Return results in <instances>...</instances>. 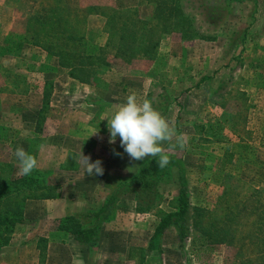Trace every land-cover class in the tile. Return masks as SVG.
Wrapping results in <instances>:
<instances>
[{
	"label": "rangeland",
	"instance_id": "1",
	"mask_svg": "<svg viewBox=\"0 0 264 264\" xmlns=\"http://www.w3.org/2000/svg\"><path fill=\"white\" fill-rule=\"evenodd\" d=\"M43 1L34 2L48 7L53 4L50 0ZM214 1L217 4L222 2ZM257 3V9L253 2L240 5L239 13L232 18L237 28H242L246 21L253 20V23L249 38L242 47L243 69L234 72L224 96L214 98L219 102L217 105L211 99L213 88L221 76L225 78L229 59L240 49L223 39L204 42L194 38L182 39L177 33H172L161 41L153 60L137 56L127 64L109 57L111 71L103 76L106 83L122 80L119 85L124 83L131 86L132 90H125L129 94L135 92L140 102L148 99L153 105L163 103L156 99L160 92L166 93L168 100L173 102L165 118L178 133L184 134L188 143L183 150L168 143L163 146L168 152L178 149L183 152L193 205L210 212V216L205 219L207 223L222 219L229 205L233 214L231 216L234 217L232 231L236 236L235 241L230 245H220L212 255L211 264H239L240 261L249 260L248 264L259 262L252 243L256 240H243L248 233L256 231L257 228L254 229L253 225L264 205V0H257ZM54 5L59 6L61 15L71 26L75 18L72 16V7L78 8V16L84 21L85 28H82L87 38L90 42L98 43H103L106 39L104 14L111 11H132L139 19L145 20L151 18L154 10V6L146 0H61L58 6ZM92 6L99 7L98 10H104V13H88L87 8ZM40 8L36 6V9ZM29 12L21 2L0 0V179L21 176L17 172L15 151L18 147H23L38 159V167L31 174H39V189L24 192L32 197L48 193L56 195L58 192L44 184L51 187L55 166L66 159L62 154L66 153L70 143L65 137L49 140L46 137L54 132L66 134L69 128L71 134L66 137H72V99L89 95L90 88L74 83L68 70L60 68L56 59L22 40ZM149 70L153 74L151 79L148 77ZM202 76H208L209 79L197 86ZM138 81H143V84H136ZM116 86L110 89L113 91L110 97L117 98V92L123 95L122 90ZM91 97L94 98V94L91 93ZM51 103L53 106L50 108ZM174 103L180 104L179 113ZM78 107L81 111L85 110L83 106ZM36 117L40 121L41 134L33 130ZM215 122L222 124V133L226 137L223 142L212 139ZM82 128L85 125L80 126L77 132L81 133L79 130ZM47 141L48 145L45 144ZM138 162L124 153L118 161L114 160L110 164L108 171L121 175L129 172ZM58 179L63 180V177L58 176ZM100 189L101 194L97 200L103 194L102 186ZM173 193L172 188L164 191V199L153 217H132L129 221L118 220L119 224L112 221L106 226L104 231L108 236L103 239L102 251L108 248V252H111L113 246L117 248L110 254L114 259L107 264H122V248H126L131 241L132 244L142 246L147 243L158 216L172 209ZM70 196L65 200L72 199V194ZM219 197L222 198L221 201ZM124 199L123 208L126 212L132 198L127 196ZM227 199L229 205L226 204ZM33 200L37 199L25 201L24 217L25 214L30 215L35 223L39 210L36 212L31 207ZM68 207L70 203L66 205ZM62 208L59 215L63 217L65 209L64 206ZM121 209L122 207L119 208L120 212L123 211ZM40 210L42 212L43 208L40 207ZM69 212L72 213V207ZM46 226L52 227L50 223ZM19 240L16 239L13 243H18ZM205 244L207 240L193 232L181 254L177 249L174 233L169 232L163 240V261L160 263L150 258L146 264H198L188 254L187 248ZM11 249L9 245L0 252V264H15L14 261L20 259L11 257L14 256ZM240 251L243 260L236 258ZM99 254L100 252L95 256L98 257Z\"/></svg>",
	"mask_w": 264,
	"mask_h": 264
},
{
	"label": "trees",
	"instance_id": "2",
	"mask_svg": "<svg viewBox=\"0 0 264 264\" xmlns=\"http://www.w3.org/2000/svg\"><path fill=\"white\" fill-rule=\"evenodd\" d=\"M16 1L23 3L30 11L22 40L56 59L60 68L68 70L71 79L98 88L103 87L104 74L111 71L109 57L127 64L137 56L153 60L161 41L172 33H177L182 39L194 38L204 42L223 39L233 47H240L237 54L229 59L225 78L221 76L216 81L211 95L214 105L219 104L214 98L226 93L227 84L232 82L234 72L243 69L241 56L244 48L242 47L249 38L253 23V20L246 21L242 28H237L232 18L239 13V6L246 2H253L255 8L258 7L257 0H222L219 4L213 0H146L154 6L150 19H139L134 12L128 10V12L111 11L104 14L106 39L103 43H98L90 42L87 38L82 28L84 21L78 16L80 15L78 8L72 7V16L75 18L71 26L58 9L61 0H50L53 3L49 4L50 8L40 2L35 3L36 0ZM36 6L41 7L40 10L36 9ZM98 9L99 7L96 6L88 7L87 12L104 13V10ZM208 79V76H202L196 85L200 86ZM168 98L166 93L160 92L156 95V99H160L163 103L153 105L164 117L173 103ZM222 128L220 122H215L212 132V139L215 142H223L226 139ZM108 138H110L109 131ZM115 144L118 151L124 150L120 146L119 137ZM169 153L171 163L163 169H159L156 158L149 157L140 160L129 172L121 175L106 172L101 178L103 194L97 202L87 209L81 208L66 216L60 221L58 229L69 233L73 241L80 246L98 247L104 238V229L114 219L116 207L122 199L131 196L136 214H151L160 207L164 199V191L172 188L174 189L172 209L158 216L152 234L146 245L138 250V255L152 257L161 263L164 236L169 232L174 233L177 249L183 254L190 234L194 232L199 237L205 238L207 244L188 247V254L198 264H211L212 255L217 248L220 245L232 244L236 238L232 231L234 217L231 216L233 214L229 207V199L226 201L229 205L228 209L222 219L211 223L205 222L210 212L192 203L183 152L178 149ZM38 182V173L0 179V252L9 246L16 231L29 224L24 217L25 201L30 198L49 199L54 196L50 193L32 197L24 194L25 191L35 192L39 189ZM221 199L219 197L220 201ZM260 211L261 214H258V220L253 225L254 229L257 228L256 231L243 237L244 241L256 240L252 242L254 252L257 254L256 259L259 261L256 264H264V235H262L264 205ZM45 244L44 240L38 241L41 250L40 259L44 256ZM236 258L243 260L241 251ZM249 262L250 260L240 261L239 264Z\"/></svg>",
	"mask_w": 264,
	"mask_h": 264
},
{
	"label": "crops",
	"instance_id": "3",
	"mask_svg": "<svg viewBox=\"0 0 264 264\" xmlns=\"http://www.w3.org/2000/svg\"><path fill=\"white\" fill-rule=\"evenodd\" d=\"M150 71L151 70L148 71L149 78L153 75H151ZM103 79L107 82L105 78ZM121 81L122 80H118L116 82L114 81V83L104 82L102 88L79 83L82 86H89L90 93L89 95L85 94V96H81V98L72 99V137H66L71 134L69 133L70 128L66 134L61 135L54 132L51 133L48 138L46 137V140L65 137V140H67L70 144L67 145L68 149L66 150V153L62 154L63 157L66 158L64 162H60L58 166H55L56 168L53 171L55 174L51 187L50 185L45 184L46 187L56 189L58 192H56V195L50 197L49 199L33 200L31 207L34 208L36 212L39 210L38 214L42 215H38L36 218L37 223H34L33 218H30V215L25 214V219L29 221V224L20 228L12 236V241L9 245L12 247L10 252L14 256L11 257H13V259L20 258L19 260L14 261L15 264H107L114 259L110 254L117 250L116 247L113 246L111 252H108V248H105V250L102 251L101 246L103 247V245L95 248L80 246L73 241L72 236L69 233L59 230L58 226L60 221L66 216L73 214L78 209H87L89 206L97 202V197L101 194L100 187L102 176L106 172H109L108 169L110 164L114 160L118 161L122 154L125 153L124 150L118 151L116 149V144L109 143L107 126L108 121L106 119L111 118L118 110L119 106L126 102V95L129 94L128 91L132 90V87L128 86V84L124 85L123 83L119 85L118 83ZM73 82L76 83L77 81L73 80ZM136 84H143V81H138ZM113 86H116L117 89L120 88L123 95H119V92H117V98L110 97L111 92H113L110 89H114ZM126 88H128V91L125 90ZM91 93L94 94V98L91 97ZM117 99L122 101L119 102ZM49 105L50 108L53 106L52 103ZM174 105L178 109L177 112L179 113L181 111L180 104L174 103ZM78 106H83L86 111H81V108ZM82 113L83 116L81 115ZM34 121L33 130L37 132V134H41L39 125L40 121L37 117ZM84 125L85 128L80 129L81 131L79 130V132L81 133H78L77 131L79 127ZM45 144L48 145V141L45 142ZM114 149L115 151L121 153V155H114ZM82 153L85 156H90L92 162H95L98 159L102 161V166L104 168L103 175H89L83 163L76 162L77 159L82 156ZM54 165H52V167ZM58 176L60 178L63 177V180L58 179ZM71 194L72 199L69 198L70 200H65L68 197H71ZM123 200L125 199H122V201L117 205L116 214L112 221L119 224L118 220H121V222L129 221L132 217H135V219L147 215H150L149 217H153L154 213L143 215L136 214L134 211L133 199L130 200V207H126L125 212L123 208ZM69 203L70 207L66 208V205ZM62 206H64L65 209L63 217L62 215H59L61 213L60 209H63ZM40 207L43 208L42 212ZM71 207L72 213L69 212ZM120 207L123 209L121 212L119 211ZM50 210L52 212H50ZM49 223L52 227L46 226ZM106 235V231H104V238H106ZM16 239H20L19 242L13 243ZM40 239L44 240L46 243L42 259H40V244L38 246V241ZM141 247H143L142 244H132L131 241L126 248H122V250H124V257L121 259L122 264H146V261L152 257H140V255H138V250ZM99 252L100 254L96 257L95 255ZM10 262L13 261L11 260Z\"/></svg>",
	"mask_w": 264,
	"mask_h": 264
},
{
	"label": "clouds",
	"instance_id": "4",
	"mask_svg": "<svg viewBox=\"0 0 264 264\" xmlns=\"http://www.w3.org/2000/svg\"><path fill=\"white\" fill-rule=\"evenodd\" d=\"M106 119L110 144H115L119 137L120 146L132 160L140 161L153 157L156 158L159 169L171 163L170 153L163 146L165 143L181 150L188 143L184 134L178 133L161 112L153 107L151 100L144 99L140 102L135 92L126 97V102L119 106L111 118ZM113 153L121 155L115 149ZM15 156L18 161V175H29L38 167L37 156L30 154L23 147L16 149ZM76 162L83 163L89 175L97 176L104 173L102 161L99 159L92 162L90 156L82 153Z\"/></svg>",
	"mask_w": 264,
	"mask_h": 264
}]
</instances>
